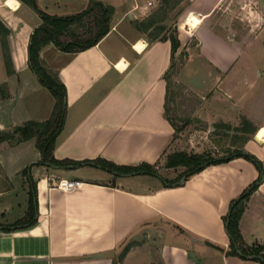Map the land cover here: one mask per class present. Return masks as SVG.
I'll use <instances>...</instances> for the list:
<instances>
[{
  "label": "crops",
  "instance_id": "1",
  "mask_svg": "<svg viewBox=\"0 0 264 264\" xmlns=\"http://www.w3.org/2000/svg\"><path fill=\"white\" fill-rule=\"evenodd\" d=\"M5 1L0 0V21L8 29L13 72L6 71L0 42V86L7 87L0 100L6 107L11 105L12 123L8 125L0 117V132H10L26 120H45L54 104V97L46 103H32L25 97L33 89L39 90L38 77L28 65L27 46L41 18L26 19L28 11L22 12L25 4L16 0L18 5L13 8ZM100 1L113 6L114 11L109 31L95 45L67 52L48 43L40 50L45 66L66 88V115L53 156L162 166L168 152H203L192 150L194 139H187L181 130L174 138V128L164 114L163 74L170 64L169 40L150 41L134 26L159 0L151 5L148 0ZM232 2L189 0L187 14L198 15L201 23L195 29L186 27L189 14L185 22L176 24L180 45L174 55L187 52L176 80L196 96L191 118L206 125L193 131L200 135L206 129L213 136L231 137L233 130L224 124L238 126L244 116L256 130L245 133L242 144L240 138L234 144L255 155L264 168V137H255L264 129V71L256 73L262 80L260 86L248 79L249 66L234 74L241 50L259 37L264 12L258 0H243L240 6L244 9L237 15ZM38 3L49 14L68 15L84 9L87 0ZM239 23L246 24L248 30L236 35L233 31ZM255 26L259 28L252 32ZM139 41L144 42L140 50L134 47ZM193 56L216 76L213 85L184 78L188 68L190 73L194 69L190 67ZM195 65L193 62L192 67ZM13 91L18 96L11 102ZM3 151L9 158L0 157V264H260L225 253L229 237L222 216L231 199L258 176L254 165L243 157L208 165L183 184L164 187L160 180L135 181L133 174L116 175L89 164L74 168L39 164L34 138L16 144L1 141L0 153ZM28 165L30 175L26 177L22 170ZM118 178L141 185L127 186ZM59 179L81 184L63 190L55 186ZM14 182L20 185L19 211L6 214L12 205L9 197ZM32 182L36 221L29 225L26 212ZM238 226L247 245L264 240V177L256 193L245 199Z\"/></svg>",
  "mask_w": 264,
  "mask_h": 264
},
{
  "label": "trees",
  "instance_id": "2",
  "mask_svg": "<svg viewBox=\"0 0 264 264\" xmlns=\"http://www.w3.org/2000/svg\"><path fill=\"white\" fill-rule=\"evenodd\" d=\"M32 8L41 18L40 24L34 28L30 35L27 46L28 65L32 72L38 77L39 82L45 86L54 97V104L48 118L42 121L26 120L21 125L15 126L12 131L0 132V142L9 141L16 144L31 138L35 139V145L40 152V160L37 163H49L61 168H74L82 164H89L100 167L112 173L121 174H147L157 177L162 186L169 187L178 185L183 175L186 179L193 174L198 173L208 165L228 161L234 157H243L250 161L258 171V177L250 182L243 191L229 202L227 212L222 216L226 233L229 237L228 249L226 254L237 255L241 258H249L264 264V244L247 245L239 230V219L244 208L245 199L256 189L263 177V165L252 153L244 150L241 146L244 139L247 138L245 133L253 134L255 128L250 121L242 116L238 126L231 127L224 124L227 129L233 130L231 138H240L241 144H231L226 155L214 157L206 152H187L184 150L171 151L164 155V164L166 169H181L174 178H166L158 171V163L150 164L142 162L138 165H118L114 162L103 158L73 160V159H56L53 156V149L58 133L61 131L66 115V88L55 72L49 70L40 57V50L48 43H53L59 49L67 52H77L95 45L110 29V18L114 11L113 6L105 4L100 0H87L86 7L81 11L68 15L49 14L39 8L37 0H19ZM180 0H159L157 6L151 13L134 22L137 30L146 34L150 41L169 40L170 42V64L163 74L166 81V95L164 102V114L174 132L180 131L168 115V102L174 98V91H170L172 85V75L177 74L184 58L187 57L186 51H181L177 57L174 55L180 45L176 30L167 31L164 21L168 18L169 12L174 10ZM177 10L176 15L180 13ZM8 29L0 21V42L3 51L4 64L8 74L13 72L12 61L7 45ZM179 87V84H173ZM221 126V124H220ZM216 128L219 125L215 126ZM174 133V134H175ZM215 133H218L217 130ZM245 136V137H244ZM28 170L25 167L22 170L23 175H27ZM36 206V188L35 183H30L29 204L26 215H28L29 225L34 224ZM227 222V224H226ZM28 225V226H29ZM219 249H222L219 247ZM237 249L241 254L237 253ZM115 264V263H114Z\"/></svg>",
  "mask_w": 264,
  "mask_h": 264
},
{
  "label": "rangeland",
  "instance_id": "3",
  "mask_svg": "<svg viewBox=\"0 0 264 264\" xmlns=\"http://www.w3.org/2000/svg\"><path fill=\"white\" fill-rule=\"evenodd\" d=\"M258 2H259V5L261 6V10H263L264 12V0H258ZM233 3L234 5H236L235 11L237 12V15L240 14L242 9H244V8H241L240 6L243 3V0H233L232 4ZM39 4L40 3H38V6H40ZM188 4H189V0H180L176 8L172 10L171 12H169L168 18L164 21L167 31L172 32L173 30H176V33L178 35L176 24H181L185 22V20L190 16L189 14H192V13L187 14L189 10ZM179 9L181 12L177 16L176 12ZM24 11H28L26 12V15H24L26 19L29 17V19L31 20V17H32L34 20L39 21L40 17H38L37 15L35 16V14L34 15L31 14V11L35 13V11L32 8L26 5L22 9L23 14L25 13ZM237 26H239L237 31L236 30L233 31L234 33H236V35H238L239 32L248 30V26L246 27V24L239 23ZM258 28L259 26H255L253 30L251 31L254 32ZM258 35L259 37L257 39L253 41L249 40L246 46L241 50L239 60L236 64L237 68L236 70H234V74L239 73V70L242 67L244 68V66H249V68L247 67L248 68V79L249 80L254 79L253 82L256 84V86L258 85L260 86L261 81L262 80L264 81V78L260 80L261 78H258L256 74L258 69L264 71V39H261L264 37V25ZM191 41H194V40H191ZM176 57H177L176 60L178 61V55ZM193 57L194 58H192L191 60L192 64L190 65L191 69L194 68L192 71L193 73L191 72L192 73L191 74L190 69L188 68L186 70L187 72L184 78H186V80H188L189 82H193V83L200 84L199 82H201L203 83V85H208L209 83L213 85L215 82L216 76L214 78L211 72L207 71V67L202 64L200 58H198L197 56H193ZM185 60L186 58H184L183 63ZM193 62L196 63L194 67H192ZM177 74L175 73L174 75H172V78H171L172 85H170V91H174L175 95H174V98L168 102V115L170 119L173 121L176 127L180 128L181 132L179 133L181 134L185 133V136L187 137V139L188 138L194 139V142L191 147L192 150L199 149V150H202L203 152L209 153L212 156L224 155L227 151H229L228 149H230V146H231L230 144L233 143L236 139L233 140L230 136H224L222 134L220 136H213L206 129H205V133H200V135H198L196 132L193 131L194 129L206 128V125H204L200 121H196L191 118L192 107H194L196 104V96L186 86H184L181 82H178L176 80ZM241 74L243 73L241 72ZM173 84H179L181 86L174 87ZM41 85L42 84L40 83V85L38 86L39 90L33 89L32 91L28 92L25 95V97L31 100L32 103H37L39 101L46 103L47 100L53 99V95L51 94V92L46 87H44L43 85L41 86ZM6 90H7V87L5 86V84H2L0 86V93L5 92ZM13 96H14L13 99L7 98L9 99V102H10V99L12 102L18 96L16 91H13ZM2 98H3V95H0V99ZM0 117H2L7 122L6 106L1 102V100H0ZM176 137H178V133L174 134V138ZM210 141L212 143H210ZM188 145H189V142H188ZM0 157L2 159L9 158L8 153L4 151L0 153ZM29 168L30 166L28 165L27 170ZM158 171L161 175H163L166 178H174L178 175L181 169H175L173 171L171 169H165L163 166H159ZM29 175H30V172H29ZM29 175L27 173V175L25 176L28 177ZM131 177L135 181H140L141 179H144L145 181L151 180L152 182L154 181L157 183L159 180L157 177H154L152 175H147V174H133ZM263 177H264V168H263ZM15 178L17 179V177ZM156 178L157 180H155ZM118 180L119 182L126 184L127 186L128 185L134 186L136 188L140 187L141 185V184L132 183V181L134 180H129V184H128V180L123 181L121 178H118ZM14 184H15V187H13L14 189L10 191L11 196L9 197L12 205L6 210V214H15L19 211L18 202L20 199V194L18 193V191H19L20 185L17 184L16 182H14ZM252 193H256V189H254L251 192V194ZM258 243L264 244V240Z\"/></svg>",
  "mask_w": 264,
  "mask_h": 264
},
{
  "label": "bare ground",
  "instance_id": "4",
  "mask_svg": "<svg viewBox=\"0 0 264 264\" xmlns=\"http://www.w3.org/2000/svg\"><path fill=\"white\" fill-rule=\"evenodd\" d=\"M6 5H9L10 7L16 8V6L18 5V2L16 0H6L5 1ZM201 23V18L196 15V14H192L191 17L186 21V27L190 28V29H195L198 27V25ZM143 41H139L137 42L134 47L136 49H142L143 48ZM123 62L121 61L118 64V67H122ZM258 140H261L264 137V129L261 128L255 136Z\"/></svg>",
  "mask_w": 264,
  "mask_h": 264
},
{
  "label": "built area",
  "instance_id": "5",
  "mask_svg": "<svg viewBox=\"0 0 264 264\" xmlns=\"http://www.w3.org/2000/svg\"><path fill=\"white\" fill-rule=\"evenodd\" d=\"M152 1L148 0V5H151ZM80 184L81 182L78 180L59 179L55 186L63 190H72L79 187Z\"/></svg>",
  "mask_w": 264,
  "mask_h": 264
},
{
  "label": "water",
  "instance_id": "6",
  "mask_svg": "<svg viewBox=\"0 0 264 264\" xmlns=\"http://www.w3.org/2000/svg\"><path fill=\"white\" fill-rule=\"evenodd\" d=\"M10 110H11V105H8V106L6 107V120H7L8 125H11V123H12V122H11V119H10ZM44 163H45L46 165H49V166L58 167V166H55V165L49 163L48 161H45ZM115 174H117V173L115 172ZM130 174H133V173H130ZM121 175H128V174H121ZM185 179H186V175H183V176L181 177V179L179 180L178 184H183L184 181H185ZM262 179H263V177H262ZM262 179H261V181H262ZM226 224H227V222H226ZM236 251H237L238 254H241V252H240L239 249H237ZM190 255H191L192 257H194V254H193V253H190ZM249 258H252V257H249Z\"/></svg>",
  "mask_w": 264,
  "mask_h": 264
}]
</instances>
